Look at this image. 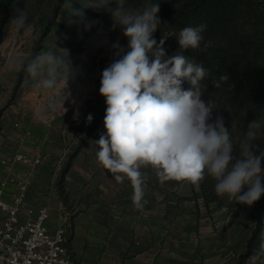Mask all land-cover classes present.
Here are the masks:
<instances>
[{"label": "rangeland", "instance_id": "1", "mask_svg": "<svg viewBox=\"0 0 264 264\" xmlns=\"http://www.w3.org/2000/svg\"><path fill=\"white\" fill-rule=\"evenodd\" d=\"M64 2L0 0L1 44L9 37L7 44L0 45L2 92L6 87L10 90L3 111H11L10 116L16 119L13 126L18 130L17 136L0 133V141L15 145L13 149L0 146V157L19 151L42 161L33 172L23 166L10 173L29 182L24 209L48 207L54 225L65 223L70 249L79 264H264V250H249L264 196L251 207L227 195L220 197V204L208 206L196 184L187 179L161 182L151 166H142V197L137 205L132 182L127 178L116 181L113 173L98 164L97 146L91 141L105 131L106 104L99 93L101 74L114 58L111 44L119 40L126 47L128 40L119 27L112 29L110 15L91 7L93 0H73L83 17H67L68 43L62 45L59 29L66 10ZM18 10L27 11L28 22L34 26L32 35H10L9 22ZM88 24H92L90 29ZM49 26L50 33L43 36ZM163 34L157 29V42ZM165 34L169 36L167 55L171 56L179 45L170 39L171 34ZM56 43L69 49L73 67L82 72L68 87L61 82L57 90L37 88L23 69L8 64L10 55H21L27 63L41 51L55 50ZM207 100L218 111L213 118L224 117L234 149H238L241 137L236 126L220 111L225 105L235 106L243 124L248 115L253 116L254 106L219 95ZM245 109L248 115L240 120V112ZM89 114L93 116L90 124ZM3 128L0 122V130ZM2 182L0 177V186ZM13 191V186L6 187L5 199L9 202Z\"/></svg>", "mask_w": 264, "mask_h": 264}, {"label": "clouds", "instance_id": "2", "mask_svg": "<svg viewBox=\"0 0 264 264\" xmlns=\"http://www.w3.org/2000/svg\"><path fill=\"white\" fill-rule=\"evenodd\" d=\"M63 7L69 17H83L73 0H65ZM91 7L110 14L112 29L119 27L128 40L126 47L119 40L111 44L114 58L101 74L105 131L91 141L97 146L98 164L113 173L116 181L127 178L132 182L137 205L142 197V166H151L161 182L187 179L198 186L208 175L216 181L218 196L227 195L249 207L259 201L264 196V159L254 141L264 129V109L247 123L234 149L224 117L214 119V103L203 98L207 86L202 81L209 77L208 70L183 54L190 49L206 50L201 41L207 25L180 29L176 36L179 50L169 56L165 47L169 36L164 33L159 42L154 38L161 23L160 2L146 3L142 11L129 6L127 0H95ZM9 31L10 35L33 34L26 10H18ZM8 38L0 45L7 44ZM8 64L23 69L37 88L46 91L57 90L61 82L68 87L82 74L79 67H73L69 49L57 43L55 50L41 51L27 63L21 55H10ZM228 80V75H220L211 84L220 88ZM185 82L190 85L187 89ZM247 115L246 109L240 112L241 117ZM92 121L89 114L87 122ZM260 248L264 250V233Z\"/></svg>", "mask_w": 264, "mask_h": 264}, {"label": "trees", "instance_id": "3", "mask_svg": "<svg viewBox=\"0 0 264 264\" xmlns=\"http://www.w3.org/2000/svg\"><path fill=\"white\" fill-rule=\"evenodd\" d=\"M95 2V0H93ZM160 2L158 30L171 34V40H177L180 29L185 26H196L201 23L207 27L202 33L201 48L206 50H188L183 54L197 63H201L209 72V77L202 81L207 88L204 99L212 95L231 97L242 104L253 105V116L248 115L243 124L238 120L235 106H226L220 111L228 116L236 126L238 136H244L247 123L261 109H264V0H127V4L138 10L146 3ZM76 8L78 4L73 2ZM114 6V4H113ZM108 14L103 9L99 10ZM68 10L63 13V21L59 29L62 45L68 43V25L66 23ZM55 23L52 21V24ZM50 27L43 36L50 33ZM1 44V38H0ZM220 75H228L229 80L220 88H214L212 79ZM190 85L185 82L183 88ZM242 120V117L239 118ZM259 145L258 154L264 153V129L259 138L254 141ZM264 159V155L262 157ZM216 181L208 176L199 181L198 186L206 205L221 203L215 192ZM264 233V206L257 222L256 230L249 241V250L260 248L261 234Z\"/></svg>", "mask_w": 264, "mask_h": 264}, {"label": "built area", "instance_id": "4", "mask_svg": "<svg viewBox=\"0 0 264 264\" xmlns=\"http://www.w3.org/2000/svg\"><path fill=\"white\" fill-rule=\"evenodd\" d=\"M0 164L7 170L0 186V264H79L70 249L67 225H54L48 207L24 209L29 182L10 175L18 165L33 172L42 165L40 158L31 159L16 151L0 157ZM9 186L14 187L11 202L5 199Z\"/></svg>", "mask_w": 264, "mask_h": 264}, {"label": "crops", "instance_id": "5", "mask_svg": "<svg viewBox=\"0 0 264 264\" xmlns=\"http://www.w3.org/2000/svg\"><path fill=\"white\" fill-rule=\"evenodd\" d=\"M2 64V62L0 61V65ZM3 73L0 72V77H3ZM3 86H1V81H0V122H2L5 126V128H3L2 130H0V133H6L9 135H14L17 136V132L18 130H16L13 126V122L16 121V119H14L13 116H10L11 111L8 112L7 110L3 111V101L4 98L6 100V98L8 97V94L10 93V90H8L9 88L6 87V92H2ZM28 131V130H27ZM28 132H27V136H28ZM26 136V142L28 143V138ZM1 138V137H0ZM9 139V138H8ZM10 139H13L12 137H10ZM0 146H4V148H10L13 149L15 148V145H13L10 141L9 142H2L0 141ZM8 146V147H7ZM19 167H23L22 165H18L17 168ZM16 168V169H17ZM5 174H7V170H5L1 165H0V177L1 179L3 178V176H5Z\"/></svg>", "mask_w": 264, "mask_h": 264}]
</instances>
